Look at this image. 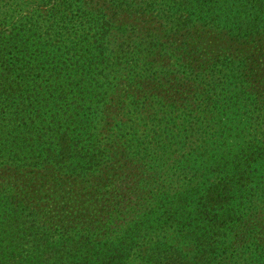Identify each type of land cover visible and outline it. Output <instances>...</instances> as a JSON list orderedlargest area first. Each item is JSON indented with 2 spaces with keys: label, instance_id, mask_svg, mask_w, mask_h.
Wrapping results in <instances>:
<instances>
[{
  "label": "trees",
  "instance_id": "1",
  "mask_svg": "<svg viewBox=\"0 0 264 264\" xmlns=\"http://www.w3.org/2000/svg\"><path fill=\"white\" fill-rule=\"evenodd\" d=\"M50 1L0 0V122L101 210L0 187V264H264V0Z\"/></svg>",
  "mask_w": 264,
  "mask_h": 264
},
{
  "label": "rangeland",
  "instance_id": "2",
  "mask_svg": "<svg viewBox=\"0 0 264 264\" xmlns=\"http://www.w3.org/2000/svg\"><path fill=\"white\" fill-rule=\"evenodd\" d=\"M54 2L51 0L49 3H43L40 6L39 4L37 6L30 4L29 9L31 11L36 10L35 12L39 11L38 13H47ZM24 8L26 9V7ZM22 15L23 13L19 14V16ZM32 17L37 19L34 14ZM128 19L123 18V21L119 23L130 26L131 21ZM144 25L151 26L147 23ZM0 109L10 110L7 102L1 98V93ZM118 120L124 121L121 117ZM0 124L5 127L0 133V187L10 192L17 191L25 203L42 208L44 213L57 222L63 219L71 221L78 217L83 224L87 220L97 219L98 209L101 210L100 193L83 189V186L75 181L76 170L72 169L68 162L59 165L64 167L65 174L60 173L64 169L60 171L55 164H50L49 166H53L52 173L46 177L42 172H39V167L30 164V160L35 161L34 158L31 159L33 155L30 154V158L23 157L25 143L22 139L24 136L9 129L11 126H8L6 122H0ZM42 129L43 131L47 130V128L39 127L35 129V132L37 133ZM103 135L109 136L110 133L105 132ZM114 147L116 149V146Z\"/></svg>",
  "mask_w": 264,
  "mask_h": 264
}]
</instances>
